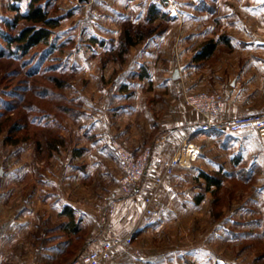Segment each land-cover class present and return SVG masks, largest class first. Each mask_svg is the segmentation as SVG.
<instances>
[{
    "label": "rangeland",
    "instance_id": "rangeland-1",
    "mask_svg": "<svg viewBox=\"0 0 264 264\" xmlns=\"http://www.w3.org/2000/svg\"><path fill=\"white\" fill-rule=\"evenodd\" d=\"M31 1L0 0V50L10 49L2 34H16L30 24L21 16L29 13ZM237 2L42 1L48 15L60 19L48 40L24 58L0 57V264H69L88 251L84 242L101 223L106 235L114 233L111 199L125 196L111 141L129 148L130 93L151 97L149 114L136 117L139 131L146 134L158 124L156 134L168 133L185 146L173 156L198 151L167 179L154 215L132 245L102 264H264V137L252 131L220 139L199 132L202 119L191 116L196 114L183 93L184 86L210 90L205 81L196 83L199 76L191 77L188 69L206 49V32H264V0ZM130 24L158 28L122 55L121 38ZM176 66L185 79H174ZM29 69L37 72L35 82ZM54 75L67 86L52 83ZM263 77L259 84L238 81L233 90L228 81L220 91L261 97L256 111L241 115L262 113ZM33 83L55 97L43 98ZM238 105L234 102L233 108ZM185 117L199 122L190 140L183 134ZM161 167L155 165L151 175L160 174ZM203 173L222 177L221 188L210 187ZM138 208L134 205L133 212Z\"/></svg>",
    "mask_w": 264,
    "mask_h": 264
},
{
    "label": "crops",
    "instance_id": "crops-1",
    "mask_svg": "<svg viewBox=\"0 0 264 264\" xmlns=\"http://www.w3.org/2000/svg\"><path fill=\"white\" fill-rule=\"evenodd\" d=\"M237 1H238L237 3H240V0H237ZM243 2H246V1H243ZM212 6H216V3H213ZM229 19L231 20L232 18L229 17ZM222 20H225V19L222 18ZM180 22L182 23L183 21H180ZM233 24H234L233 22L230 23L231 29L234 28L231 26ZM213 32H206V42H207L206 44L213 43L215 45L213 50H210L209 47H206L205 54L202 53L200 54L199 57L196 56L195 60L191 61V63L189 64V68H188L189 75H191V77L194 78V75L197 74V76L199 77L196 83L200 84L202 83L201 81H205L208 87H210V90L208 92L211 91V93H215L223 97L222 98L223 99V109L220 115V119L232 120V119L242 116L241 114L247 111H256L257 108L255 107V105L259 102V98L261 97L250 95L246 93L245 91L243 93H239V92L235 93L234 91H230V92L222 91L221 92L220 89L227 88L228 81H229V85L232 88V90L235 89L237 85L236 82L238 81L239 82L242 81L244 85H246L250 81H256L259 84V82L261 81L262 75L264 74L263 72V69H264V32H261V31L260 32H251V31L249 32L236 31L235 32V31H230V30L228 31L216 30L214 33ZM166 61H168V59L164 57L163 58V66H164L163 68L165 70L167 69L165 71V75H167L166 72L168 71V66H169V63H167ZM174 62H176V60H174ZM175 69L179 70L177 66L175 67ZM180 74L181 75L179 79L181 77H182L181 78L182 80L185 79L183 72L180 71ZM248 76L250 78H247ZM246 78L248 80H246ZM168 84H170V82ZM141 86H143L142 82H141ZM166 86L168 87V85ZM129 88L134 90L135 86L131 84L129 85ZM136 94H138L137 91H136ZM131 95L132 93H130L129 95V148L128 149L138 154L144 148H146L145 145L152 144V148L154 149V163L155 165L159 166L161 165L162 160H165L169 158L170 156H173L180 148H183L185 146L181 145L182 143L178 142L179 140L177 141L174 140V138L168 135V133L164 134V136H162V133L156 134L154 130H155V127L159 126L158 124H154V127L149 132L147 128L146 134H144L142 131H139V129L136 126L137 124L136 117L138 114H143L141 119H144L143 118L145 116L144 114H149V111L151 109L150 107H147V105L150 104L149 102L151 101V97L149 93L143 97H140L139 95H136V96H131ZM151 96L154 97V93L151 94ZM140 98L142 100V102H140L142 103L141 108H139V106L137 105V102L140 100ZM154 100L159 101L158 99H154ZM234 102H237L239 104L237 109L233 108ZM262 102H264V100H261V103ZM155 103L157 104V102ZM194 113L196 115L191 114V116H194L195 118L198 119L200 115L196 112ZM197 115L199 116L197 117ZM138 118H139V115H138ZM200 118L203 121L202 116H200ZM192 120L188 121L186 118L187 123L184 126V130H183V134L184 135L187 134L185 139L190 137L188 140L192 138V134H194L195 132L199 130V127H198L199 122L197 120H194L193 118ZM199 132L201 131L199 130ZM253 132L258 133L257 131H253ZM253 132L250 131V132H244V133L248 134V133H253ZM102 137H103V134L100 132V137L98 138L101 139ZM121 137L123 138V136ZM178 143L179 145L177 146ZM190 145H191V148L197 147L195 146L194 143ZM194 152L196 153L195 150ZM178 166H176V168ZM152 190L153 189H152L151 181H146L143 184H140L135 189L134 193L131 196H126L123 194L125 197H122L119 199L113 197L111 199L112 200L111 203L115 199H117L116 206L113 208L111 207L112 208L111 214L113 218L112 217L110 218V224H113L114 229H115L113 231L114 233L112 232L113 236L109 233L107 234L108 236L106 235L107 230L106 228H103V224L101 223L99 229L97 230V234L92 235V237L89 240L84 242L85 248L89 247L87 249L88 251L98 248L102 244L103 241L110 239V237L126 236L132 233L133 231L139 232L140 230L144 228V226L146 227L147 219L144 221H141V217H142L143 210H144V199L148 197L150 194H152L153 192ZM161 190L159 193H161ZM30 196H33V194H31ZM156 203H157V200H156ZM134 205H139V208L136 209L135 212H133ZM148 226H150V224L147 225V227ZM122 229L125 231L124 232L120 231ZM118 231L121 232L120 233L121 235H118ZM84 252H87V251H82L81 254H83Z\"/></svg>",
    "mask_w": 264,
    "mask_h": 264
},
{
    "label": "built area",
    "instance_id": "built-area-1",
    "mask_svg": "<svg viewBox=\"0 0 264 264\" xmlns=\"http://www.w3.org/2000/svg\"><path fill=\"white\" fill-rule=\"evenodd\" d=\"M183 93L186 105L203 118L200 127L201 132L238 135L244 132L257 131L264 137V112L247 114L232 120H222L220 119L223 109L221 96L204 90L192 91L185 86ZM111 146L123 172L120 180L122 194L131 196L140 184L146 181L152 183L153 192L144 199V210L141 217V221H144L154 215L159 192L166 184L167 179L174 174L176 166L182 163L184 155L179 153L163 160L161 173L152 176L151 171L155 167L154 149L152 147H146L136 154L114 138L111 141ZM193 152L187 155L189 157L190 155L194 156ZM116 200L111 203L112 208L116 206ZM135 234L136 231H133L126 236L111 237L103 241L98 248L84 252L69 264H102L104 261L110 260L116 251L132 245Z\"/></svg>",
    "mask_w": 264,
    "mask_h": 264
},
{
    "label": "trees",
    "instance_id": "trees-1",
    "mask_svg": "<svg viewBox=\"0 0 264 264\" xmlns=\"http://www.w3.org/2000/svg\"><path fill=\"white\" fill-rule=\"evenodd\" d=\"M42 1L43 0H32L29 5V13L21 16V18L23 17L24 19L30 22L29 25L24 27L22 30H20V32L16 34L13 33L2 34V39H4V42L7 44L8 47H10V49L8 51L7 49L1 48L0 50L1 58H7L10 55L16 56L17 58H24L28 55L31 49H33L40 43L46 42L48 40V38L52 33V30L54 29V27L57 26L60 19L50 17L42 7L41 5ZM15 9L20 10V6H16ZM157 12L158 10L156 11V8H153L151 14L156 15ZM165 18H166L165 15H163L162 19L165 20ZM157 28L158 27L156 26L155 28L151 27V29L147 30L141 26L132 27V24H130V28L127 27L124 30V33L121 38V43H120L121 54L124 55L125 53H127L128 49L138 45L139 43H141V41L145 40L149 36H152ZM162 30H163L162 33H164L167 30V28ZM214 46L215 45L213 43H208L206 44L205 47H209L210 50H213ZM27 75L33 79L35 78L34 82L38 80V78L36 77L37 72L32 69H29L27 71ZM49 79L52 83H56V86L58 88H65L67 86L65 84V81L60 77H58L57 75L51 76ZM33 86L35 88V92H39V94H41L43 98L45 97L49 98V94L51 97H55L54 95L55 93L49 88L42 86L41 83L38 85H35L33 83ZM34 108L35 106L29 107L30 110H33ZM61 109L69 110L65 105H62ZM215 134H218L217 137H219L220 139H222L223 136L234 138V136H232L231 134H224V133H215ZM241 158L242 157H238L237 159H235V164L240 162ZM221 175L225 177L224 173H222ZM202 176L207 180L208 185L210 187L214 186L216 190L221 188L222 184L224 183L222 177L218 178L215 177L214 175L207 173H203Z\"/></svg>",
    "mask_w": 264,
    "mask_h": 264
},
{
    "label": "water",
    "instance_id": "water-1",
    "mask_svg": "<svg viewBox=\"0 0 264 264\" xmlns=\"http://www.w3.org/2000/svg\"><path fill=\"white\" fill-rule=\"evenodd\" d=\"M85 1H89V0H79V2H85ZM179 77H180L179 70L177 69L174 74V79H179Z\"/></svg>",
    "mask_w": 264,
    "mask_h": 264
},
{
    "label": "bare ground",
    "instance_id": "bare-ground-1",
    "mask_svg": "<svg viewBox=\"0 0 264 264\" xmlns=\"http://www.w3.org/2000/svg\"><path fill=\"white\" fill-rule=\"evenodd\" d=\"M195 150H197V149H195ZM197 151H198V150H197ZM188 158H189V156H188L187 154H185L184 157H183V160H184V161H187Z\"/></svg>",
    "mask_w": 264,
    "mask_h": 264
}]
</instances>
